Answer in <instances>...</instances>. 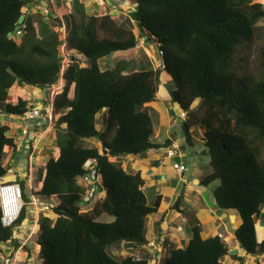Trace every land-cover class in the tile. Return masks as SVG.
I'll return each instance as SVG.
<instances>
[{"label":"trees","instance_id":"trees-1","mask_svg":"<svg viewBox=\"0 0 264 264\" xmlns=\"http://www.w3.org/2000/svg\"><path fill=\"white\" fill-rule=\"evenodd\" d=\"M77 1L73 13L53 22L64 27V37L43 33L23 51L13 36L21 26L25 35L34 34L24 8L35 2L0 0V113L19 117L29 111L21 98L15 104L7 101L14 84L44 90L60 77L64 81L51 100L58 155L46 161L36 193L47 201L58 200L50 212L56 218L42 213L36 224L41 264H149L152 256L145 250L136 258L115 257L108 248L145 245L147 216L160 204L158 196L148 204L140 174L129 173L115 158L120 152L140 154L152 147L155 117L147 105L154 102L162 75L173 85L170 100L186 115L182 130L189 145L190 127L201 130V135L194 132L212 170L200 185L217 182L212 191L217 208L234 211L240 219L235 240L246 254H263L255 220L264 205V47L257 75L239 71L234 55L253 41L264 18V0H134L135 10L124 22L117 14L90 15ZM139 40L158 46L160 68L122 74L129 66L125 63L100 70V59L129 52ZM60 47L73 52L63 72ZM8 131L9 126L0 125V177L7 174V157L16 151ZM88 140L95 144L83 146ZM86 175L100 177L92 191H104L91 212L81 210L89 188L78 180ZM19 184L26 199V180ZM103 214L112 221H99ZM25 215L23 208L16 223L23 224ZM12 235L0 222V244ZM227 255L224 241L219 236L203 239L198 221L191 219L188 243L159 264H223Z\"/></svg>","mask_w":264,"mask_h":264},{"label":"crops","instance_id":"crops-1","mask_svg":"<svg viewBox=\"0 0 264 264\" xmlns=\"http://www.w3.org/2000/svg\"><path fill=\"white\" fill-rule=\"evenodd\" d=\"M60 85L63 84L60 83ZM28 87L30 86L24 85L23 88H21L18 84H14L8 92L7 101L15 104L19 98L25 100L27 98L25 97V89ZM31 98L36 99L37 97L29 96L28 102H31ZM48 100L47 95L46 98H41L39 96L35 100L36 103L32 108L44 105ZM147 106L152 109V116L155 117L153 134L150 137L152 147L140 154L123 153L115 158V160L120 162L122 167L129 173L140 174L143 180L142 190L146 195L149 205L153 204L157 196L160 197V204L157 211L147 216L144 233L146 244L139 247L138 252L140 253V251L145 250L150 253L152 258L149 260V264L160 262L161 259L164 258L161 254L165 253L167 250H169L170 254L172 250L183 248L188 243L191 232L184 233L185 230L183 226L184 224H190L191 226V219H196L201 227V237L203 239L219 236L227 245L228 255L223 259V264H264V253L257 255L246 254L235 240L234 230L240 225V219L234 211H219L212 194L215 183L206 187L200 185V180L212 170L209 159L204 160L202 158L200 161L194 160L192 162V170L189 175L187 174L189 158L187 149L179 145L177 142L179 137H176L175 133L172 134L170 132L171 125L175 123V119H171V115H173V117L179 116L181 118L180 121H183L185 114L170 100L168 91L160 92L159 84L154 102L149 103ZM177 108L180 110L179 113H176ZM1 115H4V118H1L0 121L2 122L1 124L7 125L8 123L3 124V122L7 120L5 116L7 114L0 113V116ZM7 116L15 117L12 115ZM52 116H54V114ZM7 126H9V131L6 135L14 139L16 151L7 157L5 163L8 160L11 161V163H9V161L7 162V168L13 169L15 168L13 167V162H16L14 158L19 151H23L25 145L23 144L20 132H18L17 138L13 137L10 125L8 124ZM52 128H54L52 120L50 122L44 121L40 125V131L43 132V139L40 145L42 144L41 146L43 147L40 146V152L38 154L35 152L31 155V160L32 162L34 161L35 164L40 160L39 154H44L49 157L52 146H56V135L55 132H51ZM198 133L200 134L201 132ZM167 139L171 142L169 147H173L176 151V155L173 158H169L165 155L167 148L164 149L160 147ZM89 141L91 142V140ZM202 152L203 150H200L199 153L202 157H206ZM26 154L28 158L29 153L27 152ZM196 156H194V158ZM174 162H182L186 166V170L181 173L176 172L172 167ZM15 174L19 176L18 173ZM26 175H28V171ZM1 179L5 182L17 180L15 177H11V175L8 174L1 177ZM88 188L94 195V198L89 200L90 203L96 200L95 197L97 195L100 198L104 197V191H92L90 187ZM262 215H264V205L261 208L260 217L255 220L256 239L259 243L264 240V219ZM105 216L108 215L103 214L98 220L100 221ZM232 216L233 220H231ZM31 225H34L33 222L31 223V220L27 221L26 219L22 227L28 230L32 227ZM178 228H181V230H178ZM162 229H165V232H163ZM15 231L16 230H14V232ZM30 239H32V237ZM33 244L38 252V245L35 242L33 243V241L27 240L23 248L24 251H17L15 261L18 260L19 254L23 252L25 254V264H28V260L31 259L30 247ZM123 244L124 243H121L119 246ZM14 247L16 248V245H14ZM233 255L242 257V260H231L230 256Z\"/></svg>","mask_w":264,"mask_h":264},{"label":"rangeland","instance_id":"rangeland-1","mask_svg":"<svg viewBox=\"0 0 264 264\" xmlns=\"http://www.w3.org/2000/svg\"><path fill=\"white\" fill-rule=\"evenodd\" d=\"M253 2H257L258 0H252ZM33 3H29L26 8H24V14L25 16L30 17V21L33 25L34 28V34H26L24 29H21V35L17 36L14 34L13 38L16 41V44L20 45L22 44V50L26 51L30 44H32L34 41L40 40V38L43 36V33H47L50 31L57 32L59 35L62 37L65 36L64 32V27H58L54 26L53 22L55 19L62 20L65 15H69L74 12L73 9V0H34ZM78 3L82 4L85 7V10L88 14L90 15H96L100 16L102 14H117L119 18V22H124L127 18H129V13L134 11L133 9V2L134 0H79L77 1ZM44 9L48 10V14L44 13ZM37 20H41L42 23L44 24L41 26ZM257 32L255 33V36L253 38V41L251 43H245L242 44L240 47H238L235 51L234 55V62L236 66L238 67L239 71L243 73H248V74H254L257 75L258 70H259V64H260V51L264 47V18L260 19L257 23ZM59 54L62 56V67L66 68L68 64H70L71 60L70 57L73 56L72 51H67L66 49H63L60 47L59 49ZM84 63L86 64L85 59H81ZM125 63H128V69L127 71H124L122 74H127L131 71H138L140 69H149V68H160L162 66V59L160 55V51L156 47V45L152 44L151 42L145 43L142 40L138 41L137 47L129 52H117L113 53L109 56H106L98 61V65L100 70H115L118 66L121 64L124 65ZM63 79L58 80V85L63 84L64 81ZM57 85V84H56ZM63 85H61L63 87ZM24 86V85H23ZM23 86H20L23 88ZM52 86H49V90H43L41 88L37 87H28L25 90V101H27L28 105V110H31L32 106L36 103V99L40 96L41 98H46V95L50 94V91H56L57 88L55 87L54 89H50ZM59 87V86H58ZM173 85L171 82L164 76H161L160 80V92H166L170 91L172 89ZM62 90L60 87L58 89ZM29 96L37 97L36 99H32L31 102H28ZM197 102H194L192 104V107H196ZM52 108V107H51ZM179 109L177 108L176 113H179ZM177 115V114H176ZM7 120L3 122V124L8 123L11 127V132L13 133V137H18V132H20L22 126L24 123L22 120H20L17 117H8L5 115ZM171 119H175V123L171 125V133H175L176 137L178 138V144L182 145L187 149V152L189 154L188 158V165H187V174L189 175L190 171L192 170V162L195 161H200V159H208L207 157H202V155L199 153L200 150H204V147L202 143L200 142L199 138L196 136L194 133V130L196 129V132H201L200 128L198 126L190 127L189 133H190V140L192 142L191 145L188 144V142L185 140V135L182 130V122L186 119V115L183 117L184 120L180 121L181 118L179 116L173 117L171 115ZM1 118H4V115L0 116V121ZM55 116H53L52 119V124L54 125L55 123ZM9 120V121H8ZM2 122H0V125ZM98 123V120H97ZM7 124V125H8ZM99 124V123H98ZM99 127V125H97ZM156 127V124H155ZM17 132V133H16ZM51 132H56L55 127L51 129ZM41 143V142H40ZM40 143L36 145V149L38 151L40 150ZM94 142L84 141L83 146L89 147L92 146ZM43 147V146H41ZM58 147L52 146V149L50 151V155L45 156L44 154H39L40 160L35 164V162L32 160L30 161L29 164V171L30 175L32 178V183L28 184L26 183V199L25 200H30V196L32 194H36L40 190L41 186V181L44 175V167L45 163L48 158L50 157H56L58 153ZM30 149L28 147H24L23 151H19L16 156H15V161L13 162V167L15 168H7V161L4 163L3 167L6 168L7 174L11 175V177H15L17 180L16 182H23L27 178V171H28V158H27V152ZM199 150V152H198ZM197 153V156H196ZM194 156H196L194 158ZM48 157V158H47ZM11 163V161H9ZM15 173H18L19 176H17ZM215 185L217 182H214ZM212 183V184H214ZM210 184V185H212ZM86 196H84V202L83 205L81 206L82 211H90L94 210L96 207V204L100 203L102 201V197L100 198L98 195L95 197V201H90L85 199ZM58 200L54 197H52L50 200H48L47 203H49L50 207L53 205H56ZM29 209V210H28ZM26 215L27 216V221L28 220H33V224L31 225L34 227V232L36 231L35 225L36 221L40 218L42 213H37L36 211L31 210L29 207H26ZM51 210L47 211V215L50 216V218L55 219L56 217L53 216L51 213ZM32 214V215H31ZM237 214V213H236ZM238 215V214H237ZM263 219H264V215ZM239 217V216H238ZM108 220H107V219ZM106 219V220H105ZM112 217L110 216H105L103 217L100 221H112ZM231 220H233V216L231 217ZM32 223V222H31ZM24 224V223H23ZM23 224H20V226H23ZM184 233H190V224H184ZM22 227L16 228V231L14 232L12 236V240H10L7 243H2L0 244V264H3V259L4 256L9 255L11 253V257L14 255L15 252V247L13 246V239H20L24 240L26 233L24 232L26 229ZM24 230V231H23ZM36 234L32 236V239L30 241L36 242ZM34 237V238H33ZM27 243V242H26ZM31 259L28 260V264H41L42 261L40 259V256L38 255L37 250L34 247V244L31 245ZM24 251V250H23ZM13 252V253H12ZM108 252L111 255H114L115 257H125V256H132L134 258L139 256L138 248L130 247L127 245H122V246H115V247H110L108 248ZM169 255V250H167L165 253L161 254L163 257H167ZM25 254L21 252L18 256V260H14L13 264H25Z\"/></svg>","mask_w":264,"mask_h":264},{"label":"built area","instance_id":"built-area-1","mask_svg":"<svg viewBox=\"0 0 264 264\" xmlns=\"http://www.w3.org/2000/svg\"><path fill=\"white\" fill-rule=\"evenodd\" d=\"M44 13L48 14V10L44 9ZM21 29H23L22 26L21 28H18L17 30H15L14 34L17 36H20ZM63 70H64V67H62L61 72H63ZM61 79L62 78L60 77V80ZM50 86H52L50 89H54L56 87L57 90L50 91V94L47 95V98L49 99L47 103H45L44 105H40L38 107H33L31 108V110H29L25 114L17 117L20 120H22V122L24 123V125L22 126L20 130V135H21L23 144L25 145V147H28L30 149L28 151L29 153L28 155V175L26 178V183L28 184L32 181L31 175L29 174L30 173L29 164L31 161V155H33L35 152L37 154L40 152L38 151V149H36V145H38L43 139V132L40 131V125L44 121L50 122L52 120L53 108H51L52 107L51 100L54 96H56L58 93L61 92V89L59 91L58 89L62 86L58 85V83H55ZM44 90H49V86L44 88ZM165 155L169 158H173L176 155V151L173 147H169L166 149ZM172 167L178 173L184 172L186 170V166L182 162H174ZM87 169L90 171H93L94 166L89 165L87 166ZM99 181H100V177H96V179L93 180L92 177L86 175V176L81 177L78 180V184L85 188H88V187H91L92 185L97 184V182L99 183ZM85 196H86L85 198L86 200H92L94 198V195L92 194V192H90V190L87 191ZM47 202H48L47 200L43 199L40 195H37V194H32L30 196V200L28 201L25 200L23 198V192H22L21 186L18 182L16 181L5 182V181H2L0 177V222L3 227H9L14 232L16 228L22 227L20 226V224H17L16 222L23 208L29 207L30 208L29 212L33 210V211H36L37 213H46L47 211L51 210V207H52V206L50 207L49 203ZM31 222H33V220H31ZM178 230H181V228H178ZM162 231L165 232V229H162ZM34 234H36V231L34 232V227H30V229L26 230V238L24 240H21L22 238L15 239V240L13 239L12 241L13 246L16 245L14 255L12 257L10 255L4 256L3 264H13L17 251L23 250L27 240H30V238ZM152 264H159V262H154Z\"/></svg>","mask_w":264,"mask_h":264},{"label":"water","instance_id":"water-1","mask_svg":"<svg viewBox=\"0 0 264 264\" xmlns=\"http://www.w3.org/2000/svg\"><path fill=\"white\" fill-rule=\"evenodd\" d=\"M156 47L158 48L157 45H156ZM97 138L99 139V136H97ZM170 144H171L170 140L167 139L166 142L164 144H162L160 147L166 149L170 146ZM145 151H147V150H145ZM106 153H107V150H104L103 155H105ZM120 154H123V152H120Z\"/></svg>","mask_w":264,"mask_h":264},{"label":"bare ground","instance_id":"bare-ground-1","mask_svg":"<svg viewBox=\"0 0 264 264\" xmlns=\"http://www.w3.org/2000/svg\"><path fill=\"white\" fill-rule=\"evenodd\" d=\"M36 228V227H35Z\"/></svg>","mask_w":264,"mask_h":264},{"label":"clouds","instance_id":"clouds-1","mask_svg":"<svg viewBox=\"0 0 264 264\" xmlns=\"http://www.w3.org/2000/svg\"><path fill=\"white\" fill-rule=\"evenodd\" d=\"M135 10V9H134Z\"/></svg>","mask_w":264,"mask_h":264}]
</instances>
